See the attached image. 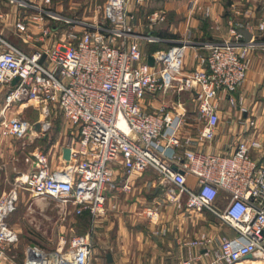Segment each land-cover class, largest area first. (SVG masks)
Here are the masks:
<instances>
[{
  "label": "built area",
  "instance_id": "1",
  "mask_svg": "<svg viewBox=\"0 0 264 264\" xmlns=\"http://www.w3.org/2000/svg\"><path fill=\"white\" fill-rule=\"evenodd\" d=\"M5 1L18 11L15 30L30 50L0 36V87L5 89L0 136L23 139L29 132L44 136L57 110L74 133L66 146L69 159L63 158V150L59 153L64 161L60 168H52L47 153L35 149L24 158L32 171L0 194V256L13 264L91 263L93 244L88 234L73 235L54 251L28 245L20 263L8 255L19 241L17 231L6 222L15 210L19 184L32 196L48 197L63 209L97 217L108 207L117 210V203L109 204V194L131 193L132 177L152 169L168 203L196 213L209 211L234 231L233 236L220 234L217 244L213 236L199 232L185 243L187 255L181 264H194L203 256L209 257L206 264H235L248 255L250 262L264 264V163L251 156L262 142L254 134L230 152L195 150L190 148V135L183 133L188 113L184 101L161 103L150 112L141 106L148 94L186 92L196 103L198 141H212L220 121L219 96L243 83L253 42H243V35L231 29L232 40L205 43L204 52L195 55L197 66L185 72L186 42L141 51V39L162 41L152 33H135L129 22L128 2L141 6L146 0H104L88 9V19L63 14L51 0ZM164 20L162 10L148 16L151 26ZM255 29L264 31V19ZM33 43L39 45L31 48ZM15 77L18 80L12 84ZM15 105L20 112L32 107L39 118L30 123L20 116L7 117L6 111ZM248 124L253 126L254 121ZM115 165L122 166L120 178ZM188 175L195 178L192 186ZM155 214L156 209L144 211L149 220Z\"/></svg>",
  "mask_w": 264,
  "mask_h": 264
},
{
  "label": "crops",
  "instance_id": "2",
  "mask_svg": "<svg viewBox=\"0 0 264 264\" xmlns=\"http://www.w3.org/2000/svg\"><path fill=\"white\" fill-rule=\"evenodd\" d=\"M32 1L41 2V0ZM86 5H81L79 0H51V6L54 9L63 14L84 19L89 18V14H86L89 6L86 7ZM206 9L208 14L205 13ZM127 10L132 13L129 22L135 33L139 35L152 33L162 39L156 43H147L141 39L140 49L143 47V42L151 45L152 50L149 52L158 49L165 50L178 42L188 43L183 65L185 72L197 66L195 55L204 52L202 46L205 43L232 40L231 29L238 31L244 28L251 34L249 40L253 42V48L249 52L250 65L246 78L235 91L220 94L218 99L220 121L215 130L214 139L210 142L198 141L197 130L200 125L198 114L187 113V124L183 133L192 138L190 148L216 154L232 151L240 140H247L255 134L263 146L259 150L252 151L251 156L259 163H264V31L248 29V27L255 28V24L264 19V0H146L141 6H134L132 1H129ZM155 10L164 11L165 20L151 26L145 18ZM17 12L14 5L0 0V36L13 45L29 51L30 49L25 47L15 30ZM242 40L243 42L249 41L244 36ZM38 45L39 43H33L30 46L34 48ZM158 94L161 95V93ZM229 96L232 101L229 100ZM154 97L155 95L149 94L145 96L141 101L143 110L154 111L161 103L174 102L163 100L157 103ZM191 104L196 109V103L192 101ZM1 107L2 104H0ZM9 110L6 111V116H14V113H10ZM250 120L254 121L253 126L248 124ZM71 133H74L73 129L69 132ZM0 141L4 142L0 156L5 155L13 163L15 145L12 143L15 139L0 136ZM66 146L67 142L60 146L59 151ZM57 148V141L51 143L50 150L53 149V153L57 151ZM58 159L60 162L59 155ZM1 163L0 180L3 179L13 185L15 163L9 167L5 162ZM50 163L52 168L58 167L53 166L52 159ZM115 168L116 177L120 178L123 172L122 166L115 165ZM9 169L12 170L10 178L7 173ZM143 173L132 177L133 190L131 193L109 194L108 202L109 204L117 203V210H111L108 207L107 214L96 219L94 224L98 228L102 227L103 230L115 226V246H107L110 251H106L105 257L100 258V261L95 264H181L187 255L185 243L202 231L201 229L196 230L193 219L189 221L178 213L173 204L166 201L164 188L159 183L155 185V180L143 177ZM187 182L192 186L195 178L188 175ZM150 186L153 187L152 191L149 189ZM220 196H224V192H220ZM220 196L217 203H221ZM146 209H156V214L151 220L144 215ZM144 220L149 224H142ZM203 232L213 236L212 230H203ZM223 234L233 236L234 231L230 227L223 228ZM217 239L218 237L214 239V244H217ZM98 246L102 248L101 244ZM107 254H110V261L107 259ZM8 255L12 256L16 262H21L14 258V253L11 254L9 251ZM208 261L209 257L203 256L194 264H206ZM0 264L13 263L7 257L0 256ZM235 264L255 263L250 262L249 257H245Z\"/></svg>",
  "mask_w": 264,
  "mask_h": 264
},
{
  "label": "rangeland",
  "instance_id": "3",
  "mask_svg": "<svg viewBox=\"0 0 264 264\" xmlns=\"http://www.w3.org/2000/svg\"><path fill=\"white\" fill-rule=\"evenodd\" d=\"M81 5L87 4L89 8H94L97 5H101L104 0H79ZM91 9V10H92ZM61 12V11H60ZM91 11L87 9L86 14H90ZM149 16V15H148ZM145 18V20H148ZM251 30L255 31V28L251 27ZM256 34V33H255ZM144 43V44H143ZM143 47L141 51L147 53L152 50V47L143 42ZM5 89L0 87V104L3 103V96ZM155 102H166L181 100L184 101L188 108V113L197 114V110L193 107L192 100L186 92L181 93H169V94H156L153 98ZM227 108V104H225ZM225 108V111H226ZM10 113H14L15 116H20L25 118L27 121L32 123L37 121L39 114L32 107L25 108L22 112L19 111L17 105L10 108ZM50 118L52 119V126L46 132V134L35 136V134L28 133L23 139H15L12 145H15V158L13 163H15V181H20L19 177H23L26 173L32 171V164L24 160L26 155H29L35 149L47 153L49 159H52L53 166H58L60 168L64 161L59 162L58 155L60 153V146L68 141L69 132L72 130L71 126L64 120L59 111H55ZM43 138L45 140H43ZM57 141L58 148L55 153L53 149L50 150L51 143ZM4 148V142L0 141V152ZM5 162L6 166H12V160L5 155L0 156V164ZM8 177H11L12 170H7ZM143 173V172H142ZM143 177L149 178L150 180H155V185L159 181V175L152 169H148L142 174ZM16 184V183H15ZM13 185L7 181L0 180V192L5 190L8 192ZM152 191L153 187L150 186ZM17 200L15 201V210L9 214L6 218V222L17 231L19 241L11 254L14 253V258L17 261L21 260L22 251L26 246H36L47 251H54L59 245L67 242L70 237L77 234H88L91 237L93 244V251L91 255V263L95 264L100 261V258L105 257V252L108 250L107 246H115V226H112L108 230H103L102 227L98 228L95 226V221L98 218H102L107 214L92 217L90 213L85 211V213L76 214L72 211L70 207L68 209H63L59 202L50 199L48 197H35L32 196L30 191H28L22 184L16 186ZM178 213L182 214L189 221L193 219L195 223L194 226L196 230H212V235L216 238L220 234H223V228H228L229 226L219 219H217L209 211H202L200 213L192 212L190 210L177 209ZM143 221V220H142ZM141 222L142 224H149L146 220ZM140 223V222H139ZM214 238V239H215ZM218 239L216 240V242ZM101 244L102 248L98 245ZM65 246V244H64ZM98 248V249H97Z\"/></svg>",
  "mask_w": 264,
  "mask_h": 264
},
{
  "label": "water",
  "instance_id": "4",
  "mask_svg": "<svg viewBox=\"0 0 264 264\" xmlns=\"http://www.w3.org/2000/svg\"><path fill=\"white\" fill-rule=\"evenodd\" d=\"M246 40H249L251 38V34L244 28H241L238 30ZM44 58V55L42 56V59ZM42 59L40 61H42ZM148 63L151 64L152 63V59L151 57H148ZM18 80V77H15L12 80V84L16 83V81ZM35 130L38 131L39 130V123H36L35 125ZM69 155H70V150L68 147L63 148V158L68 160L69 159ZM175 169V168H174ZM247 257H250V255H248ZM107 259L108 261L111 260L110 258V254H107Z\"/></svg>",
  "mask_w": 264,
  "mask_h": 264
},
{
  "label": "bare ground",
  "instance_id": "5",
  "mask_svg": "<svg viewBox=\"0 0 264 264\" xmlns=\"http://www.w3.org/2000/svg\"><path fill=\"white\" fill-rule=\"evenodd\" d=\"M20 178H22V179H24V177H20ZM255 264H260V263H258V262H254Z\"/></svg>",
  "mask_w": 264,
  "mask_h": 264
},
{
  "label": "trees",
  "instance_id": "6",
  "mask_svg": "<svg viewBox=\"0 0 264 264\" xmlns=\"http://www.w3.org/2000/svg\"><path fill=\"white\" fill-rule=\"evenodd\" d=\"M43 140H45L44 138H43ZM85 213V212H84Z\"/></svg>",
  "mask_w": 264,
  "mask_h": 264
}]
</instances>
